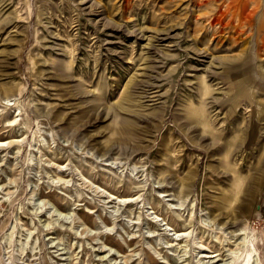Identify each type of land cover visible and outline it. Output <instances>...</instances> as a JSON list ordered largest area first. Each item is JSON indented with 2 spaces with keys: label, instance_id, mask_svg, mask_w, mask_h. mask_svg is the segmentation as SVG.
I'll use <instances>...</instances> for the list:
<instances>
[{
  "label": "rangeland",
  "instance_id": "1",
  "mask_svg": "<svg viewBox=\"0 0 264 264\" xmlns=\"http://www.w3.org/2000/svg\"><path fill=\"white\" fill-rule=\"evenodd\" d=\"M0 264H264V0H0Z\"/></svg>",
  "mask_w": 264,
  "mask_h": 264
},
{
  "label": "bare ground",
  "instance_id": "2",
  "mask_svg": "<svg viewBox=\"0 0 264 264\" xmlns=\"http://www.w3.org/2000/svg\"><path fill=\"white\" fill-rule=\"evenodd\" d=\"M252 6V5H251ZM2 144V143H1ZM255 180V179H254ZM257 180V179H256ZM250 185V184H249ZM247 191H249V189L247 190ZM251 191V190H250ZM249 191V192H250ZM249 192H247V193H249ZM246 193V192H245ZM178 233H180V234H178V235H183L184 233L183 232H178ZM205 257V256H204ZM210 257V256H209ZM213 257V256H212Z\"/></svg>",
  "mask_w": 264,
  "mask_h": 264
}]
</instances>
